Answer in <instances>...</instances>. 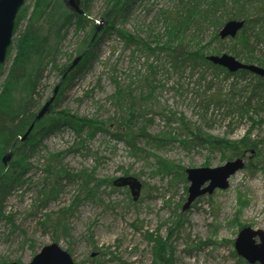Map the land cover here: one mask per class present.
Instances as JSON below:
<instances>
[{
    "label": "rangeland",
    "instance_id": "rangeland-1",
    "mask_svg": "<svg viewBox=\"0 0 264 264\" xmlns=\"http://www.w3.org/2000/svg\"><path fill=\"white\" fill-rule=\"evenodd\" d=\"M25 1L26 15L20 22L16 38L37 10L38 0ZM79 2L81 0H77ZM177 2L179 0H136L123 19L117 18L114 27L139 35L143 40L150 35H160L165 31L161 14L170 11ZM104 4L105 0H91L88 5V19L99 27L101 34L93 56L78 71L55 111L67 109L80 117L110 122L122 113L111 101L117 85L127 87L130 84L140 94L137 88L145 85L146 79L154 80L157 87L149 97L150 108L143 109V117L137 123L138 127L142 124L147 127L149 138L137 139L143 152L136 155L125 141L112 139L110 133H98L95 139L84 142L83 147L77 144L79 138L67 126L46 138L43 148L29 161L32 169L23 177L26 183L7 200L5 213L13 217L16 227L6 220L0 223V264L16 261L29 264L44 247L54 243L72 254L76 264H121L120 260L129 264H153L154 245L158 244V239L163 242L161 247L168 240L166 248L170 251L171 264H241L234 254L238 233L246 227L264 231V166L259 165L264 162V145L259 148L262 155L255 149L253 154V149L243 151L240 159H244L246 165L229 179L227 189L216 190L212 196H201L184 211L188 198L185 188L188 191L190 183L187 180L175 182L170 175L159 171L156 157L167 159L185 170L218 168L229 159L220 152L200 146L186 149L175 140L180 139L178 129L181 127L174 122L172 113L185 116L207 135L231 142L242 141L252 124L236 110L228 111L225 104L211 102L212 97L205 93L207 85L199 82L203 69L193 75L186 70L180 75L171 70L163 54L147 55L134 46H126L114 30L105 32L109 23L103 20ZM37 23L47 29L45 13ZM76 30L75 24L66 30L59 48V65L69 63L70 56L71 62L76 57V50L86 35V32L78 34ZM201 37L204 44L207 43L212 38V30H206ZM232 46L227 39L222 44H214L213 48L228 54ZM255 55L264 59L262 47ZM14 56L15 52L12 53ZM11 63L12 60L6 61L2 67L0 86ZM151 66L155 74L150 73ZM212 73L215 76L214 70ZM217 75V88L228 96L232 95L229 91L232 83L248 86L252 80L241 76L228 80L219 72ZM207 77L211 79V75ZM44 78L40 92L43 102H47L60 77L49 68ZM246 100L247 93L244 92L236 95L234 102L240 105ZM115 122L110 127L119 130ZM122 130L126 132L123 127ZM251 135L252 140H264V114ZM73 147L80 150H70ZM60 152H67L63 166L75 173L95 169L98 180L138 178L143 184L140 198L135 201L128 188L114 191L113 186L107 184L88 195L79 184L64 182L56 199L45 204L40 185L46 177L44 169L48 153ZM125 171L129 176H125ZM78 196L79 203L74 212L69 207L77 202ZM53 223L57 225L55 228L50 225ZM65 228L69 232L67 235ZM160 252L161 260L165 250Z\"/></svg>",
    "mask_w": 264,
    "mask_h": 264
},
{
    "label": "trees",
    "instance_id": "trees-1",
    "mask_svg": "<svg viewBox=\"0 0 264 264\" xmlns=\"http://www.w3.org/2000/svg\"><path fill=\"white\" fill-rule=\"evenodd\" d=\"M134 1L136 0H105L103 20H106L109 25L104 31L114 30L126 46H134L138 51L142 50L147 55L163 54L167 62L170 63L171 70L180 75H184L186 70H190L193 75L200 73V70L203 69L199 82L207 85L205 93L212 97L211 102L217 105L225 104L228 111L236 110L237 113L245 115L252 124L242 141L231 142L207 135L200 126L192 125L185 116H177L176 113H172V116L175 117L174 122L178 127H181V130L178 129L180 139L175 138V140L180 141L186 149L200 146L209 151L220 152L229 161L239 159L243 155L242 153H245L243 151L249 149H255L262 155L259 148L264 145V140H252L251 134L253 128L260 121L261 115L264 114V77L261 78L246 70H239L235 74L231 73L222 66L213 64L208 57L221 55L222 51L219 48H213V45L222 44L224 40L230 39L233 46L229 55L245 62V64L255 65L256 63L259 67L264 68V59L255 55L261 47L264 54V0H179L174 8L163 12V15L161 14L165 31L157 36L150 35L147 40L114 27L117 18L123 19L127 9ZM90 2L91 0H81L80 10L84 11V14L81 15L69 7L67 0H38L37 10L29 19L26 29L19 32L20 36L17 38L20 22L26 15L25 9L20 11L16 19L13 45L7 55V62L12 60V63L5 81L0 86V223L6 220L7 223L16 227L13 217L5 213L7 200L17 188L26 183L23 177L32 169L29 161L39 149L43 148V141L64 126L75 133L79 138L77 144L82 147L84 142L93 140L98 133L104 132L110 133L112 139L116 141H125L135 155L143 152L138 146L137 139L149 138L147 127L143 124L138 127L137 123L143 117L142 113L145 112L143 109L150 108L152 101L149 97L157 87L154 80L146 79L145 85H140L137 88L140 89V94H137V90L133 89L130 84L127 87L117 85V90L111 96V101L122 113L118 119L113 118L114 120L110 122L80 117L67 109L60 112L55 111L63 93L77 77L78 71L93 56L92 52L101 34L98 31L99 27L88 19ZM43 13L46 15L47 29L37 25V19ZM237 20L245 21V27L236 38L222 39L219 34L226 23ZM72 24L76 25L78 34L82 31L86 32L75 53L76 57L84 55L83 60L73 70H71L72 56L67 64L59 65L57 62L61 42L66 30ZM206 30H212V38L204 44V39L201 36ZM13 52H15L14 57H12ZM2 67L0 66V72ZM49 68L58 73L59 83L62 81L63 83L50 112L41 121H37L36 118L45 104L42 100L43 94L40 92V86ZM211 70L215 71V76ZM217 72L223 74L228 80L237 79L240 76L252 80L248 86H241L242 88L237 82L232 83L229 90L232 91V95L228 96L217 88L218 84L215 80L218 76ZM150 73L155 74V69L153 70L152 66ZM207 75H211V79H208ZM244 92L247 93L246 102L240 105L236 104L235 96L240 93L242 95ZM113 122L118 125L119 130L111 129L110 125ZM33 124L35 126L31 135L25 140L20 139L26 135ZM122 127L126 132L122 130ZM154 139L162 141L156 137ZM158 146L161 144L158 143ZM70 150L77 152L80 149L73 147ZM10 151L12 158L5 164L3 159ZM48 155L44 169L46 177L40 185V194L41 197L43 196L45 204L51 199H56L64 182L79 184V187L87 191L88 195L96 190L99 191L106 184L113 186L114 191L119 188L114 185V180H98L94 175L95 169L89 172L83 169L75 173L67 166H63L67 152L48 153ZM156 161L158 170L170 175L175 182L186 181V171L182 166L161 157H156ZM259 165L263 167L264 162H259ZM124 174L129 176L127 171ZM185 191L187 193V188ZM79 198L78 196L77 202L71 204L69 209L74 210V207L79 203ZM50 225L54 228L57 226L54 223ZM65 232L66 235L69 233L66 228ZM167 241L166 239L164 246L161 247L163 242L157 240L158 244L154 245L155 262L153 264H171L170 251L166 248ZM163 249L165 253H162L163 259L160 260V251ZM234 254L236 255L235 252ZM236 258H239L241 264H247L238 255ZM119 263L129 264L122 260ZM3 264H7V262Z\"/></svg>",
    "mask_w": 264,
    "mask_h": 264
},
{
    "label": "water",
    "instance_id": "water-1",
    "mask_svg": "<svg viewBox=\"0 0 264 264\" xmlns=\"http://www.w3.org/2000/svg\"><path fill=\"white\" fill-rule=\"evenodd\" d=\"M25 0H0V66L6 64L8 59L7 55L10 47L13 45L16 19L19 11L25 6ZM72 10H75L81 15L84 14L80 10V2L77 0H70L68 3ZM245 21H229L226 26L220 31L222 39L236 38L238 33L245 27ZM99 31V29H98ZM83 56L76 58L73 61L71 70L76 68L83 60ZM208 59L215 65H220L225 69H229L231 73H237L239 70H246L254 73L259 77H264V68L254 64L247 65L240 60H237L231 55L223 54L217 56H209ZM66 76V75H65ZM62 83H59L47 102L43 105L36 120L41 121L42 118L50 112L52 104L55 102L56 97L60 91ZM34 124L28 130L22 140L27 139L31 135ZM255 152L252 151V154ZM12 152L8 153L3 159L7 164L12 158ZM245 167L244 159H236L229 161L218 168H188L186 170L187 182L190 183L188 189V199L184 206V211L191 208L193 203L201 196L214 194L216 190H225L230 185V178L243 170ZM114 185L119 188L128 187L130 189L133 199L137 201L143 189V184L136 177H122L115 180ZM236 254L242 257L249 264H264V231L253 230L250 227L243 228L239 233L234 243ZM11 264H21L19 262ZM29 264H76L72 254L65 251L59 244H51L44 247L36 257Z\"/></svg>",
    "mask_w": 264,
    "mask_h": 264
}]
</instances>
